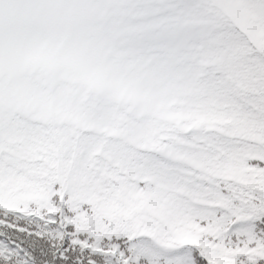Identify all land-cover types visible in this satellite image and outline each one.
<instances>
[{"label":"snow or ice","instance_id":"6c2138e0","mask_svg":"<svg viewBox=\"0 0 264 264\" xmlns=\"http://www.w3.org/2000/svg\"><path fill=\"white\" fill-rule=\"evenodd\" d=\"M0 264H264V0H0Z\"/></svg>","mask_w":264,"mask_h":264}]
</instances>
